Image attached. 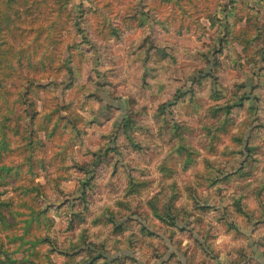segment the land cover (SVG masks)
<instances>
[{
  "label": "clouds",
  "instance_id": "clouds-1",
  "mask_svg": "<svg viewBox=\"0 0 264 264\" xmlns=\"http://www.w3.org/2000/svg\"><path fill=\"white\" fill-rule=\"evenodd\" d=\"M20 12L0 28V167L21 173L0 197L15 216L0 252L264 264V0H27ZM97 171L85 211L75 198ZM39 200L70 203L29 230L22 206Z\"/></svg>",
  "mask_w": 264,
  "mask_h": 264
},
{
  "label": "rangeland",
  "instance_id": "rangeland-1",
  "mask_svg": "<svg viewBox=\"0 0 264 264\" xmlns=\"http://www.w3.org/2000/svg\"><path fill=\"white\" fill-rule=\"evenodd\" d=\"M22 6H17V9L19 10V12H20V8H21ZM21 13V12H20ZM27 15V14H26ZM6 25V23H2L1 25H0V28H2L3 26H5ZM115 32H116V30L115 29H113V35H115ZM39 86H46V84H41V85H39ZM253 87V90H255L256 88H258L259 86L258 85H253L252 86ZM44 89V88H43ZM243 99V98H242ZM257 99H259V98H257ZM240 105L242 106V100H241V102H240ZM62 119H67V117H62ZM71 123V122H70ZM128 126L130 127L131 126V121H129L128 122ZM56 127H58V125H56V126H54V130H55V128ZM2 141H5V142H7V149L6 150H4V151H2V156L4 157V155L6 154V153H8V152H10V143H9V141H7V140H2ZM4 146H0V149L1 148H3ZM0 159H1V155H0ZM35 165H33V167H34ZM41 166H43V165H41ZM97 167H99V164L97 165ZM4 176H6L7 177V180H6V182H7V185L6 186H12V185H17V187H15V188H12V192L13 193H15L16 191H18L19 190V187H20V185H19V180H20V175H21V173H20V171L19 170H17L15 173L13 172V169L11 168V167H8V170L7 171H5L4 173ZM100 175H102V173L101 172H99V171H97V172H94V173H92V174H90V175H86L85 176V179H84V181H83V184H86V187L85 188H88L89 186H88V181H89V179H96V178H98ZM93 188L95 187L94 185L92 186ZM2 188H5V191H0V192H5V194L6 195H8V191H7V188L4 186V187H2ZM89 190H91V189H89ZM29 191H31V189H29V188H26L25 189V194H27V195H25V196H27V197H30L31 196V194L32 193H38V191H34V192H32V193H29ZM41 191V189L39 190V192ZM93 194H95V193H93ZM24 195V194H23ZM75 200L76 201H80V203L84 206V210L85 211H87L88 209H87V204H88V192L87 191H82V196H79V197H76L75 198ZM33 203H34V207H28V208H25V207H23L22 206V212L20 213V215H22V216H29L31 213H30V211L32 212V210L36 213L34 216H35V218H34V220L32 221V223H31V225L29 226V230H31V228H32V226L33 225H37V226H40V225H42V224H53L54 222L53 221H51L48 217H47V213L51 210V209H53V208H55V210L57 211V212H60V210L62 209V208H64V206L65 205H67V204H69L70 202L68 201V200H64V201H62L60 204H58V205H53V204H50V203H45L43 200H39V201H33ZM71 207H76V203L75 202H73V203H71ZM12 208H13V206H12ZM203 211H205V212H207V211H213L214 210V206L213 205H207V206H204V208L202 209ZM42 212V213H41ZM73 217H74V220L75 219H83V217L82 216H80V214L79 213H73ZM129 219H131V218H129ZM173 223H174V221H172ZM260 224H264V221H258L257 222V225L256 226H254V230H255V228H258L259 226H260ZM74 227H75V224H74V222L72 223V224H70L69 225V227H68V230L69 231H72V230H74ZM235 227V224H231V225H229V228L231 229V228H234ZM124 230V225L123 224H121L117 229H116V232H121V231H123ZM186 229L185 228H181L180 229V231L181 232H183V231H185ZM141 231L143 232V231H146V229H141ZM148 235H153V233H148ZM241 235H243V234H241ZM73 256L74 255H76V253H73L72 254ZM185 255H187V253H185ZM175 256H176V253L175 252H171V253H169V255H168V260H172V259H174L175 258ZM155 259H159V256L157 255V256H155L154 257ZM129 259H133L132 257H129V256H127V255H125L123 258L121 257V256H114V257H112V260L109 262V264H125V261H127V260H129ZM161 264H168V261H161Z\"/></svg>",
  "mask_w": 264,
  "mask_h": 264
},
{
  "label": "trees",
  "instance_id": "trees-1",
  "mask_svg": "<svg viewBox=\"0 0 264 264\" xmlns=\"http://www.w3.org/2000/svg\"><path fill=\"white\" fill-rule=\"evenodd\" d=\"M27 3V0H0V25L2 23H6V25H10L12 24L13 21V17H15L17 20L20 19L21 13L19 12V10L17 9V6H24ZM31 10L25 8V14H30ZM40 88H46V86H39ZM32 135H35V133H33ZM4 146L3 148L0 149V155H1V159H3L2 156V151L7 149V142L0 140V146ZM29 145L35 149L37 146L39 147H43V144H37L36 142L31 141V139H29ZM8 170V167H0V188L4 187L7 185V177L4 176V172ZM86 187V184H82V191L84 192V188ZM31 189V191H29V193H32L34 191H38V188H29ZM26 192L24 191V195ZM6 196L5 192H0V197ZM12 206H13V202L11 199H8L7 201L4 200H0V223H6L8 226H12L15 223V216L11 214L12 212ZM30 215L28 216L30 218V221L32 223V221L35 218V212L32 210V212L30 211ZM42 213V212H41ZM31 223H29L27 225V227L29 228V226L31 225ZM0 255H4L6 257V261L5 262H0V264H18L17 261H14L11 259V256L7 253V252H0ZM24 264H27V262H24Z\"/></svg>",
  "mask_w": 264,
  "mask_h": 264
}]
</instances>
